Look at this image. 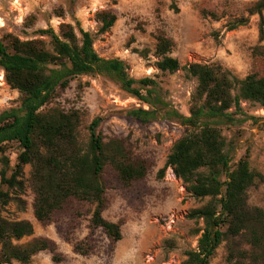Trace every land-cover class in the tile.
Returning <instances> with one entry per match:
<instances>
[{
    "label": "rangeland",
    "instance_id": "374dc122",
    "mask_svg": "<svg viewBox=\"0 0 264 264\" xmlns=\"http://www.w3.org/2000/svg\"><path fill=\"white\" fill-rule=\"evenodd\" d=\"M260 0H0V39L10 34L20 40L42 39L38 31L52 29L58 34L62 23H69L89 32L93 49L101 58H117L128 65V76L149 78L161 99L179 114L188 116L191 96L196 87L193 78L184 72H160L156 67L154 37L162 34L172 40L170 54L180 67L190 63L218 65L238 79L249 74L264 75V29L260 36L259 14L251 9ZM115 15L113 26L98 33L97 13ZM246 19L245 26L228 31V23ZM213 33H217V39ZM0 113L19 106L18 94L10 89L0 69ZM64 110L77 109L82 114L81 134L86 135L90 122L101 119L98 131L103 141H124L133 158L147 166L143 179L123 187L108 166L102 181L105 186L106 208L102 217L120 226L121 239L112 242L100 228L90 226L93 206L69 199L63 209L52 216L50 223H38L32 214L33 194L27 179L30 168L23 169L26 191L24 212L14 204L7 205L0 215L8 220H27L33 235L22 239L26 243L45 238L55 244V250L41 251L29 264H179L185 252L196 248L202 232L200 220L187 218L190 210L206 200L193 198L170 168L158 178L167 154L184 133L178 123L162 117L141 124L128 117L126 111L147 108L123 92L116 83L101 75L80 76L69 83L54 100ZM241 122L220 125L219 129L231 158L230 170L246 157L249 170L257 175L247 190L249 207L264 209V108L241 102ZM18 149L8 146L6 155L15 163ZM199 229L197 234H193ZM236 249L244 248L241 240ZM78 246L79 252L74 250ZM227 251L221 244L209 264H229ZM11 264H20L13 261Z\"/></svg>",
    "mask_w": 264,
    "mask_h": 264
},
{
    "label": "trees",
    "instance_id": "16d2710c",
    "mask_svg": "<svg viewBox=\"0 0 264 264\" xmlns=\"http://www.w3.org/2000/svg\"><path fill=\"white\" fill-rule=\"evenodd\" d=\"M264 0L251 9L260 15ZM98 33L108 31L116 21L108 11L97 13ZM240 18L227 30L245 26ZM260 17L258 30L263 33ZM42 39L20 40L10 34L0 39V69L6 85L18 94L19 106L0 113V211L14 204L24 212L26 191L23 169L29 166L28 187L33 194L34 219L46 225L53 214L63 209L69 199L93 206L90 226L100 228L112 242L121 239L120 226L102 217L106 208L104 168L115 172L123 187L141 180L147 172L142 159L133 158L120 139L107 142L98 131L96 117L81 134L82 114L77 109L64 110L55 104L59 93L80 76L101 75L117 84L126 94L147 108H133L126 115L141 124L162 117L183 127L184 133L174 142L158 171L160 178L170 168L175 178L193 198L206 202L188 212L187 218L202 223L196 248L185 252L179 264H209L215 250L224 244L229 264H264V209L249 207L247 190L256 174L249 170L246 157L230 170V160L220 125L236 124L241 102L264 108V75L254 73L238 79L218 65L190 63L182 67L170 56L174 43L162 34L154 37V50L160 72L181 70L196 81L188 116L165 103L149 78L128 76V65L117 58H101L94 51L93 36L82 29L75 32L69 23L39 30ZM217 39V33H213ZM18 152L11 165L6 155L9 145ZM195 229L193 234H197ZM33 235L27 220H8L0 215V264H29L36 253L55 250L45 238L19 242ZM245 246L236 249L237 241ZM74 250L79 252L78 246Z\"/></svg>",
    "mask_w": 264,
    "mask_h": 264
},
{
    "label": "bare ground",
    "instance_id": "6f19581e",
    "mask_svg": "<svg viewBox=\"0 0 264 264\" xmlns=\"http://www.w3.org/2000/svg\"><path fill=\"white\" fill-rule=\"evenodd\" d=\"M1 80V79H0Z\"/></svg>",
    "mask_w": 264,
    "mask_h": 264
}]
</instances>
